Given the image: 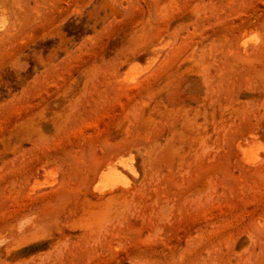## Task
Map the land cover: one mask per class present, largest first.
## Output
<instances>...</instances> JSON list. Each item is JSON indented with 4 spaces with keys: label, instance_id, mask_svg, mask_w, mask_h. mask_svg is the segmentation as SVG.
Masks as SVG:
<instances>
[{
    "label": "rangeland",
    "instance_id": "obj_1",
    "mask_svg": "<svg viewBox=\"0 0 264 264\" xmlns=\"http://www.w3.org/2000/svg\"><path fill=\"white\" fill-rule=\"evenodd\" d=\"M0 264H264V0H0Z\"/></svg>",
    "mask_w": 264,
    "mask_h": 264
},
{
    "label": "bare ground",
    "instance_id": "obj_2",
    "mask_svg": "<svg viewBox=\"0 0 264 264\" xmlns=\"http://www.w3.org/2000/svg\"><path fill=\"white\" fill-rule=\"evenodd\" d=\"M154 60V59H153ZM151 63V62H150ZM135 72V73H134ZM134 72H128L129 74H127V77L125 78L124 77V81H127L129 83L131 82H135L137 80V77L138 73H136L137 71H134ZM122 78V77H121ZM121 81V80H120ZM126 83V82H125ZM248 142V140H247ZM246 142V143H247ZM247 146V145H246ZM244 150V149H243ZM256 150H259V149H250V150H246V154L243 156L244 158V161L247 163V164H255L257 161L259 162L258 160V151ZM112 165V164H111ZM116 165H114L115 167ZM111 168V170H113L112 168L113 167H109V169ZM103 170V172L101 173V177L99 179V184H98V190L100 193H106V192H112L114 191L116 188H118L119 184H120V181L118 180L117 178V175L114 171H111V172H108V170ZM115 170V169H114ZM107 171V172H106ZM120 179V178H119ZM126 185V184H125ZM37 186V185H36ZM35 187V185H34Z\"/></svg>",
    "mask_w": 264,
    "mask_h": 264
}]
</instances>
